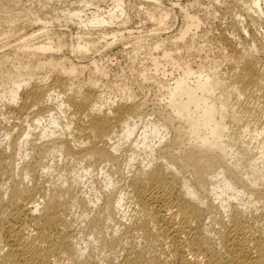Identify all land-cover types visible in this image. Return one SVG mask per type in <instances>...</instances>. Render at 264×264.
<instances>
[{
    "label": "bare ground",
    "instance_id": "1",
    "mask_svg": "<svg viewBox=\"0 0 264 264\" xmlns=\"http://www.w3.org/2000/svg\"><path fill=\"white\" fill-rule=\"evenodd\" d=\"M185 2L175 32L132 38L103 107L90 0H0L6 27H78L0 30V264H264V0H206L227 22L205 43Z\"/></svg>",
    "mask_w": 264,
    "mask_h": 264
},
{
    "label": "rangeland",
    "instance_id": "2",
    "mask_svg": "<svg viewBox=\"0 0 264 264\" xmlns=\"http://www.w3.org/2000/svg\"><path fill=\"white\" fill-rule=\"evenodd\" d=\"M60 1H67V0H60ZM124 5L130 4L132 7L130 10L123 12V14H119L118 17H111L109 18V10L113 7V0H90L91 5H88L83 8L81 15L84 18L90 19L91 17L100 15L107 20V24H105V29L107 34L104 35L106 40H101L100 42L103 44V47L100 48L94 54V58L99 59L102 61L106 68V76L101 79L102 83L97 87V94L100 98V102L103 104V107L111 106L114 102L121 99L120 93L116 92L115 90V83L119 82L123 78V74L125 75V58L132 51V38L133 37H141L143 42H152L151 33L154 32L153 29L162 27L164 29L158 30L159 32L163 33H173L172 31H176L179 26L181 25L182 21L184 20V16L180 11L179 7H183L185 5V0H159L160 7L166 10L167 17L163 26L158 25V14H155V17L152 19L147 18L145 11L147 5L142 2V0H122ZM198 6L194 8H187L190 15L199 19V33L202 34L201 39L207 41L212 37V34L216 32V27H218V23H222V26H225L224 23L227 19L225 15L221 11H217L209 6V3L206 0H197ZM28 5L31 6L32 4L29 3ZM175 4V5H174ZM42 13V12H41ZM40 13V14H41ZM49 16V15H45ZM43 17V14H41ZM46 20H49L45 17ZM44 20V19H43ZM227 22V21H226ZM219 24V25H220ZM224 24V25H223ZM40 26L44 30L54 31V32H63L65 33V39L70 41L72 37H74L75 32L78 30L77 26L73 23L65 24L61 22L60 24H46V26L37 25L35 26H23L21 24H17L15 27H6L0 23V30H11L10 32H15V34H29L32 31L39 30ZM159 26V27H158ZM39 27V28H38ZM77 27V28H76ZM96 27V26H94ZM114 32L112 37L110 31ZM153 30V31H152ZM156 31V32H158ZM15 38L10 39V44L14 43ZM74 39V38H73ZM105 43H109V45L105 46ZM205 43V42H204ZM4 48H0V51ZM207 52L204 50L199 52L198 55H192L189 57L192 65H196L198 60L202 59V55L213 56L215 54L214 49H212V44L208 41L206 46ZM213 51V52H212ZM212 52V53H211ZM181 53H183L181 51ZM208 53V54H206ZM154 56L160 59L162 62V67L164 70L167 71V63L164 64V60L161 58V54H158L155 51ZM184 58L187 57L186 54H181ZM200 56V57H199ZM211 56V57H212ZM143 55L141 52L138 54V61H143ZM205 57V56H203ZM210 57V58H211ZM123 69V71H122ZM123 73V74H122ZM176 73V72H175ZM167 77V76H166ZM168 78V77H167ZM37 80V78H35ZM136 93H139L137 91Z\"/></svg>",
    "mask_w": 264,
    "mask_h": 264
}]
</instances>
